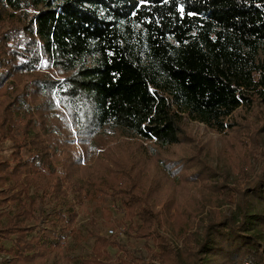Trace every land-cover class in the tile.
<instances>
[{"label":"trees","instance_id":"16d2710c","mask_svg":"<svg viewBox=\"0 0 264 264\" xmlns=\"http://www.w3.org/2000/svg\"><path fill=\"white\" fill-rule=\"evenodd\" d=\"M259 104L264 0H0V144L10 150L0 158V254L21 264H264V162L244 188L218 183L186 131L201 123L229 148L255 145L260 129L243 123ZM219 194L234 209L214 207ZM89 201L105 203L103 220H91L92 254L79 258L65 244L82 241L77 206ZM120 231L144 254L118 242Z\"/></svg>","mask_w":264,"mask_h":264},{"label":"rangeland","instance_id":"374dc122","mask_svg":"<svg viewBox=\"0 0 264 264\" xmlns=\"http://www.w3.org/2000/svg\"><path fill=\"white\" fill-rule=\"evenodd\" d=\"M248 117L249 120L243 123L244 129L248 130L257 127L261 131L258 133L259 142L255 145H250V142L244 145L239 141L234 140L232 141L234 146L229 148L225 145L220 134L211 131L201 123H190L186 127V131L191 132L190 134L193 136L191 145L188 146L190 153L192 151L194 155L201 157L204 162L214 169L218 183L221 182L230 187H234L235 184L244 188L249 185L251 180L257 178L262 172L261 169L264 162V105H257ZM7 146L8 143L1 142L0 158H9L10 150ZM213 200V206L222 212H227V208L231 207L230 205L232 204L227 200L225 195L221 194L217 195ZM106 204L109 205V203ZM104 205L98 202L89 201L77 206L78 215L75 227L77 228L82 241L79 242L68 238L65 247L79 258H87L92 254L94 238L90 237L88 232L93 230L91 224L92 219H96L99 222L103 220L101 208ZM210 207L211 205L205 206V213L208 212ZM110 209H113V205H110ZM112 216L116 218L120 217L115 213H113ZM122 228L123 227H121V229ZM109 229H112V227L102 226L100 232L105 235H111L108 231ZM112 230L114 231V229ZM253 232L258 235L257 231ZM259 237L260 240L264 242V234L259 233ZM116 239L135 254V256L139 257V254H144L142 240L135 239L121 231ZM176 245L178 247L180 246V243H176ZM108 253L113 260H116L121 255L116 248L111 247L108 248ZM1 258L8 259L5 264H21L10 258L7 252L1 253L0 259ZM130 264H136V262Z\"/></svg>","mask_w":264,"mask_h":264},{"label":"built area","instance_id":"2783aa9c","mask_svg":"<svg viewBox=\"0 0 264 264\" xmlns=\"http://www.w3.org/2000/svg\"><path fill=\"white\" fill-rule=\"evenodd\" d=\"M108 231H109L110 234L113 233V230H111V229H109Z\"/></svg>","mask_w":264,"mask_h":264}]
</instances>
